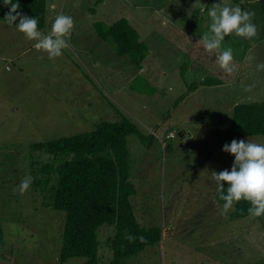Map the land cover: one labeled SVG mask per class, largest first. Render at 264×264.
<instances>
[{
    "label": "rangeland",
    "instance_id": "obj_1",
    "mask_svg": "<svg viewBox=\"0 0 264 264\" xmlns=\"http://www.w3.org/2000/svg\"><path fill=\"white\" fill-rule=\"evenodd\" d=\"M51 1L56 9H47L42 33L48 34L58 14L74 20L65 37L69 46L59 57L49 59L34 48L35 41L0 22V53H10L9 47L15 53L12 64L0 62V264H60L65 214L44 206L45 194L31 185L23 195L18 191L23 178L33 179L32 171L52 160L31 146L89 133L102 121L123 117L146 138L127 137L137 191L131 205L142 227L161 232L156 245L123 263L264 264V215L236 219L233 207L224 213L211 175L234 164L225 144L264 143L261 135L225 133L235 104L264 100V70L257 69L264 63V40L253 45L235 34L226 37L221 50L231 47L234 56L233 71L226 72L215 63L216 52L196 45L199 40L190 37V58L177 42L182 32L198 39L209 32L207 7L218 0H201L203 11L192 10L196 0ZM119 17L131 22L148 47L140 65L96 32L98 23L106 26ZM204 80L218 85L204 86ZM113 230H99L101 264H111Z\"/></svg>",
    "mask_w": 264,
    "mask_h": 264
},
{
    "label": "trees",
    "instance_id": "obj_2",
    "mask_svg": "<svg viewBox=\"0 0 264 264\" xmlns=\"http://www.w3.org/2000/svg\"><path fill=\"white\" fill-rule=\"evenodd\" d=\"M13 2L20 4L22 14L38 19V30L45 26L46 0ZM9 10L4 0H0V22L5 23L3 19ZM96 32L103 39H112L119 54L133 56L132 61L137 65L147 57V45L125 17H119L106 26L98 23ZM202 84L214 86L218 82L204 80ZM225 133L231 138L261 135L264 139V100L235 104L232 122ZM130 135L145 142L146 138L139 128L123 117L117 121H102L89 133L31 146L52 157L50 162L42 163L32 171L34 178L31 186L45 194L44 206L65 214L58 255L60 264L74 258L86 259L84 264H101L98 235L103 226L114 229L108 240L111 264H124L125 259L137 256L146 247L160 241V229L142 227L131 205V198L136 196L137 191L129 174L127 137ZM228 170L231 171V168ZM224 187L226 194V182ZM215 200L218 204L224 203L219 199L218 191ZM250 206L247 201L234 204L232 217H247ZM1 235L0 229V242ZM127 235L137 239L129 241ZM141 236L144 243L139 240Z\"/></svg>",
    "mask_w": 264,
    "mask_h": 264
},
{
    "label": "clouds",
    "instance_id": "obj_3",
    "mask_svg": "<svg viewBox=\"0 0 264 264\" xmlns=\"http://www.w3.org/2000/svg\"><path fill=\"white\" fill-rule=\"evenodd\" d=\"M5 7L10 10L5 14L4 22L9 26L15 25L17 31L22 33L26 39L35 41L34 48L37 51L47 53L49 59L62 55V50L68 48L65 37L71 35L74 26L73 17L65 14H58L51 24L48 34L38 30V19L22 14L20 4L13 0H4ZM199 7L201 11L207 6L196 0L192 5V10ZM55 10L56 5H50ZM209 16L210 30L203 34L202 38L196 43L211 54L216 52L215 63L224 71H233V50L228 47L221 50L222 42L226 37L235 34L238 37L251 40L257 35V27L252 23L253 14L243 10L239 5H232L230 0H218L211 7H207ZM191 13V11H190ZM189 13V14H190ZM18 21V23H17ZM258 70H264V63L257 65ZM223 151L231 153L234 157V164L231 171L225 169L217 173L212 171V179L216 182L219 199L223 201V212L227 213L234 204L247 201L251 205L248 213L252 217L264 215V144L254 143L249 139L232 140L230 144L223 146ZM227 183L226 189L224 184ZM32 177L26 176L19 184L18 191L23 195L30 187ZM129 241L137 239L127 235ZM144 243V237H139Z\"/></svg>",
    "mask_w": 264,
    "mask_h": 264
},
{
    "label": "flooded vegetation",
    "instance_id": "obj_4",
    "mask_svg": "<svg viewBox=\"0 0 264 264\" xmlns=\"http://www.w3.org/2000/svg\"><path fill=\"white\" fill-rule=\"evenodd\" d=\"M230 2L253 14V24L256 25L258 32L251 40L247 39L249 44L256 45L264 40V0H230Z\"/></svg>",
    "mask_w": 264,
    "mask_h": 264
},
{
    "label": "crops",
    "instance_id": "obj_5",
    "mask_svg": "<svg viewBox=\"0 0 264 264\" xmlns=\"http://www.w3.org/2000/svg\"><path fill=\"white\" fill-rule=\"evenodd\" d=\"M99 1H101V0H98V2ZM55 4V1L54 2H52L51 0H48V3H47V9H48V12H51L52 11V9L50 8V5L51 4ZM56 9V8H55ZM128 19L130 20L131 19V17H128ZM130 24H131V22H129ZM1 28V27H0ZM137 31V30H136ZM171 31V30H170ZM174 37H176V35L174 34L173 35ZM184 37V39L186 40V41H184V39H183V37ZM182 36H180V35H177V37H179V40L177 41L179 44H180V46H181V49H179V50H181V51H183L186 55H187V58H190V57H192L191 56V54H190V50H192L193 48H194V45L192 44V42H191V38L190 37H193L194 39H195V41L196 40H199L198 38H196L194 35H192V34H189L188 32L187 33H184V32H182ZM197 42V41H196ZM8 50L10 51V53H7L6 52V54L4 55V53L2 52V53H0V62H2V59L5 61V64L6 63H13L14 62V57H15V53H14V48H12V47H9L8 48ZM20 55L22 54V52L21 53H19ZM16 60L18 61V57L16 58ZM7 65V64H6ZM5 65V68L7 67ZM6 70V69H5ZM171 133H167V135H166V137L168 136V135H170V134H172V131H170ZM184 134V136H186V133H183ZM181 138V137H180Z\"/></svg>",
    "mask_w": 264,
    "mask_h": 264
},
{
    "label": "built area",
    "instance_id": "obj_6",
    "mask_svg": "<svg viewBox=\"0 0 264 264\" xmlns=\"http://www.w3.org/2000/svg\"><path fill=\"white\" fill-rule=\"evenodd\" d=\"M170 136H172V134H170ZM167 137H169V135Z\"/></svg>",
    "mask_w": 264,
    "mask_h": 264
}]
</instances>
